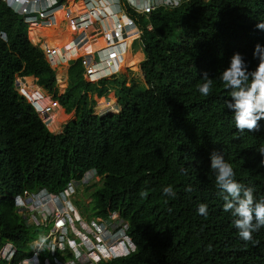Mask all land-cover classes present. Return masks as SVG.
<instances>
[{
    "label": "trees",
    "instance_id": "1",
    "mask_svg": "<svg viewBox=\"0 0 264 264\" xmlns=\"http://www.w3.org/2000/svg\"><path fill=\"white\" fill-rule=\"evenodd\" d=\"M83 4L84 0L72 2L71 14L58 13L51 20L54 26L44 22L57 30L63 17L73 35L68 49L67 40L55 42L61 32L47 33L44 23L29 30L0 0V32L7 38H0V255L10 243L16 249L10 264L26 261L33 255L31 242L45 239L50 230L27 224L16 211L13 196L43 189L59 194L72 180H81L95 169L102 185L93 194V218L108 221L120 215L129 225L134 246L128 256L99 264H264V227L253 233L255 245L239 237L235 218L224 211L226 194L216 185L210 159L213 152L224 155L237 182L252 187L257 200L264 198V156L257 152L264 145V120L259 121L258 131L238 132L232 110L226 108L230 90L220 80L234 53L244 55L250 71L257 67L253 51L257 44L264 46V29L256 27L264 22V0H182L147 16L126 8L128 19L140 32L137 42L144 53L135 73L140 86L127 83L126 73L115 74L109 83L102 79L105 91L107 84L114 87L122 110L118 113L114 101L105 106L102 96L97 112L117 114L99 116L93 115L88 101L95 85L79 79L83 87L78 95L69 85L64 94L55 96L67 112L83 105L79 118L63 132L70 118L47 113L45 102L35 100L43 117H51L47 127L34 105L19 93L16 81L24 84L21 92L31 97H42L28 85L37 77L40 87L56 92V71L46 56L60 66L72 50L95 49L100 37L109 46L107 34L117 27L115 20L105 19L107 32H103L102 9L90 12ZM85 16L91 33L86 35L88 43L78 49L75 41L84 28L72 23L85 21ZM120 27L119 46L138 34L124 22ZM119 56L115 72L125 68ZM126 59L123 62H129L134 72L135 58ZM86 60L95 62L93 55ZM205 71L213 79L209 96L198 90ZM73 78L78 76L73 73ZM61 86H66L65 81ZM168 185L173 186L175 198L164 195ZM142 191L146 197L140 195ZM201 203L208 206L206 217L198 214ZM51 257L46 248L42 258Z\"/></svg>",
    "mask_w": 264,
    "mask_h": 264
},
{
    "label": "built area",
    "instance_id": "2",
    "mask_svg": "<svg viewBox=\"0 0 264 264\" xmlns=\"http://www.w3.org/2000/svg\"><path fill=\"white\" fill-rule=\"evenodd\" d=\"M1 1L3 4L7 5V7L10 8L14 14L20 16L28 27H31L32 25H40L49 21L58 11H66L67 16H69L71 14L72 2L75 4V2L78 0ZM181 1L182 0H84L85 5L90 12L99 7L102 9V16L99 20V24L101 25L102 31L104 29V32H107V29L103 24L105 17H111L116 14H120L121 11L126 12V8L132 9L139 15L147 16L152 11L161 6L174 7L179 5ZM85 17H83V19ZM81 20H76V22L73 21L72 23L77 27V29L82 27L84 28V32L78 37L76 41V46L78 49H81L88 43L86 35L87 33H91L89 30L92 28V25L88 20L84 22H81ZM148 28L151 29V27ZM121 32L122 28L118 25L115 29L111 30L109 34H107L109 46L97 52L98 57L94 59L95 62L93 64H91L89 61H86V59H81L82 64L85 67L84 72L86 71L87 75H90L91 77H96L98 82L101 81L104 76L103 73L100 72V69H102V65L104 64L106 65V69L112 73V76L117 74L115 72L114 63L117 61V57L121 52L119 46V41L122 39ZM0 38L4 40L7 39L6 35L2 32H0ZM36 110L39 113V109L37 107ZM42 112L43 111H40V113ZM46 112L51 113V110L48 109ZM87 182H89V178H85L82 181L72 180L68 184L65 193H62L61 195H54L45 190L40 192H45L43 194L32 193L26 190L23 194L13 196L15 198V205L18 208V212L21 211L19 213L23 215L21 216L27 224L34 227L44 226L45 228L50 229L45 239H37L31 242V245L33 246V255L31 258L20 262L19 264H83L81 259L78 256L75 259L74 252L69 250L70 247H75L77 245L79 247L80 243L78 239L73 238L76 236L71 229L73 220L69 211L70 200L68 199L80 185L86 184ZM36 195L39 196L36 198ZM17 201H19V203H17ZM37 201L38 204L36 205ZM55 201L61 202V205L56 204ZM99 221L100 220L95 219L89 221L88 219L86 220L84 217H80L79 215V220L77 221V224L75 223V225L79 226L84 224V226L81 227V231L84 229L86 234L87 232H92L93 226H95ZM100 227L103 229L101 232H107L108 228L106 223H101ZM69 230H71L73 233L72 236L74 235L73 237L71 236L72 238L69 236ZM125 230L122 231L124 239H126ZM77 233H80V231L77 230ZM52 239L56 240L55 242L57 243L50 246L49 241ZM109 246L112 247V245ZM46 248L52 257L47 258L44 260L46 262H43L42 254L45 253ZM58 250L61 251V258L56 257ZM15 253L16 249L13 247V245L10 243L6 244L5 248L1 252L0 262L1 260H6V264H10ZM70 255H73L74 258H70ZM53 257L55 258L52 259ZM99 259H101V257H99ZM98 261H95V263Z\"/></svg>",
    "mask_w": 264,
    "mask_h": 264
},
{
    "label": "clouds",
    "instance_id": "3",
    "mask_svg": "<svg viewBox=\"0 0 264 264\" xmlns=\"http://www.w3.org/2000/svg\"><path fill=\"white\" fill-rule=\"evenodd\" d=\"M256 27L264 29V22L258 23ZM253 57L259 61L255 70L250 71L249 62L246 61L243 54L237 52L231 57L229 66L220 73V80L226 89L230 90L231 99L226 100V108L232 110L235 127L240 133L246 130L247 132L258 131L260 129L259 121L264 120V46L257 44L253 51ZM203 80L204 83L199 85L198 90L201 95L209 96L212 92L213 79L209 77L207 71L203 73ZM257 152L264 156V145H261L257 149ZM210 159L211 170L216 174V185L222 193L226 194L224 195V211L231 212L235 218L233 223L236 229H238L239 237L245 242H252L254 245L257 244L258 242L253 240V233L258 232L264 227V198L257 200L252 187L237 182L235 179L236 172L232 164L226 161L224 155L219 152H213ZM261 164L264 165V161H261ZM181 171L187 174L186 169H182ZM85 178H89V182L82 185L89 187L100 176H98L95 169H91L84 174L81 180L77 181H82ZM66 189L59 194L51 193L47 189L35 193H40L45 190L54 195H61L65 193ZM163 193L170 198H175L177 195L172 185L164 187ZM73 194L68 199L70 200V207H72ZM140 195L146 197L147 192L142 191ZM55 202L61 205V202ZM197 211L199 215L206 217L208 215L207 204H199ZM101 223L107 224V232H101L103 230L100 227ZM128 226V223L120 215L116 214L108 221H99L93 226L92 232H87L83 237L87 235V237L95 239L98 236H103L104 241L102 242V246L105 244L108 247L112 245L111 248L116 249V252L113 253L114 256L109 259L111 261L115 258L126 257L133 251L134 246L128 236ZM123 230H125L126 239L123 238ZM58 251L60 252L58 258H61V251ZM90 251L96 253L97 250L92 248ZM84 253L83 251L80 252V259ZM76 257L75 255V259ZM42 259L43 262H46L44 261L46 259ZM101 260L107 261L101 258L95 263L92 259L88 262L81 259L83 264H99Z\"/></svg>",
    "mask_w": 264,
    "mask_h": 264
},
{
    "label": "rangeland",
    "instance_id": "4",
    "mask_svg": "<svg viewBox=\"0 0 264 264\" xmlns=\"http://www.w3.org/2000/svg\"><path fill=\"white\" fill-rule=\"evenodd\" d=\"M84 4H85V2H84ZM126 17H127V11L126 12L121 11L120 14H116L114 16H111V18L113 20H115L114 23L116 24V26H118V25L121 26L122 22H124V23L128 24L129 26L136 28L130 21H127ZM108 18H110V17L107 16V18H105V19H108ZM83 20L86 21L88 19L85 17ZM120 20H121V22H120ZM64 22L65 21L63 20V17H61L62 25H60V28L57 26L56 27L57 30L56 29L52 30L51 28H49L50 24L46 27L45 26L46 23L43 24L42 28L44 29L46 27L47 33H51L53 31L61 32L62 33L61 37L58 38V40L56 39L55 42L59 43V42H62L63 40L64 41L67 40L66 42H68V43L66 44V46L68 47V49H70V46H71L70 41H72V39H73V35H71L72 29L68 26V24L66 22L64 24ZM51 24H53V26H54L55 21H51ZM42 28H40V29H42ZM29 30H30V27H29ZM103 32H104V29H103ZM138 35H140L139 30H138V34L135 37L127 40L126 42H123V45L120 46L121 52L119 54L120 55L119 60L125 68L121 69L119 72H116V73H126V75H125L126 82L131 84L132 86H134V85L140 86V83H138L135 80V79H137V76H135V73L137 74V72L139 71L138 64L140 62H142L144 59L143 49H142V47H139V44L137 42V40L139 38ZM28 36H29V31H28ZM76 41H77V39H76ZM76 41H75V45H76ZM97 42H99V43L97 44L96 48L95 49L91 48L87 52H81L80 51L77 53V52H73V50H72L70 55H68L66 57V62L60 66H56V65L52 64L51 60L46 56L47 61L50 63L52 68L56 71V79H57L56 92L48 93V91H46L43 87H40L37 84V82H38V77H37V80H36V82H34V84L29 80L28 85H29L30 89L33 88V89H35V91H38V93L36 95H39L42 97L35 98L33 95V97H34L33 98L30 95H28L27 93L25 94L24 92H21L22 91L21 85H24V84L20 83V85H19L18 80L16 81L17 89L19 88V90H20V91L18 90L19 93L24 97V99L26 100V102H28V104H32V105H34L35 108L37 107L39 109V113L38 112L37 113H38L39 117L42 118V120L47 124V127H48V124L50 122L51 117L50 116L48 118L43 117V114L40 113V111H43V109L40 108L39 105L35 104V100L44 101L45 106L47 107V110L50 109L52 115H55L54 112H56L57 113L56 116L59 119H60V117H62V115H67L68 118H70L68 120V122L64 125V129H63V132H64V130L68 124L76 121L77 117L79 118L78 109L80 110L83 105L80 104L78 106H75L72 108V110L70 112H67L66 108L60 104L59 100L56 99L55 96L56 95L60 96V95L64 94L68 90L69 85L75 86L74 91L78 95L80 89L83 87V82L79 81V79H82V78L84 80H86L87 82L95 85L93 91L89 94V97H88L90 108L93 110V115L106 116L108 114H117V112L116 113L115 112L105 113V114H100L99 112H97V108L99 107L97 101H98V98H100L102 96H104L106 98L105 106H108L107 102H110V101L113 102L114 101L115 104H117L119 106L120 110L118 113L121 112V106L119 104V96H118V94H116L114 87H110V85L107 84V90L105 91L106 87H103V84H101L102 80L98 82V79L96 77H91L90 75H87L86 71L84 72L85 67L83 65H81V63H80L81 60H78V58H80V57H83L82 60L83 59L85 60L88 56H91V55L94 56V59L96 57H98L97 52L101 49L106 48V45L102 44V42H104L103 37L98 38ZM121 44L122 43H120L119 45H121ZM128 44L130 46L127 49V48H125V45H128ZM34 46L40 49V47L38 45L34 44ZM40 50H42V49H40ZM68 57H69V59H68ZM124 57L127 59L128 58H130V59L135 58V60L133 59L134 61H136V64L133 63V66L135 64L134 72H132V69L129 67L130 66L129 62H127V61L123 62ZM86 61H88V60H86ZM102 66H103L102 69H100V72L103 73V75H104L102 79L105 80L106 83H109L112 80H114V75L113 76L112 75L106 76L108 74L107 73L108 70L105 67L106 65L104 64ZM67 72L69 73V77L67 75ZM73 73L78 76L77 80H75L73 78ZM67 78H68V81H67ZM133 80L136 82V84L134 83ZM62 81H65L66 86H63V87L61 86ZM61 127H62V124L60 125L59 128H57V130H60ZM52 129L56 130L54 128H52ZM56 135H58V134H56ZM92 184L93 185L97 184V185H95L93 187ZM92 184H91L92 188L91 187L88 188V187H85L84 185H80L79 189H77L72 196V207L69 206L70 207L69 211H70V215H71L72 220H73L71 229L74 232V235L76 237H73L74 235L72 236L73 233L71 232V230H69V236L70 237L72 236L73 238H76V239L80 240L81 242L79 244L80 247H78V245H77L75 247H70L69 250H72V252H74V254L78 257L80 256L81 251L85 252L81 258L85 262H88L90 259H92L94 262L98 261L99 257L104 258L105 260L109 261V259H111V257L114 256L113 253L116 252V249L111 248L110 246L107 247L106 244L104 246H102V242L104 241L103 236H98V238H95V239H93L91 237H87V235L85 237H83V235L85 234V231H84V229H82V231H81V227H83L84 224H81L79 226L75 225V223L77 224V221L79 220V215H80V217L82 216L86 220L88 219L89 221L94 219L92 216V212L90 211V207H92V205H93V194L97 190V187H100L102 185L101 177L98 178ZM43 193H45V192H43ZM43 193H40V194H43ZM38 196L39 195H36V198ZM37 204H38V201L36 202V205ZM86 209H88L89 211H86ZM16 211L18 212L17 207H16ZM19 212H21V211H19ZM20 215H22V214H20ZM32 228H34V227H32ZM34 230H35V228H34ZM77 230L80 231V233H77ZM55 241L56 240H54V239L50 240L49 241L50 246L53 244L55 245L57 243ZM92 248H95L97 250L96 253H93L90 251Z\"/></svg>",
    "mask_w": 264,
    "mask_h": 264
},
{
    "label": "bare ground",
    "instance_id": "5",
    "mask_svg": "<svg viewBox=\"0 0 264 264\" xmlns=\"http://www.w3.org/2000/svg\"><path fill=\"white\" fill-rule=\"evenodd\" d=\"M60 12H62V11H58L54 16H53V18L52 19H54L55 17H56V15L58 14V13H60ZM52 19H50L49 21H51ZM49 21H47V22H49ZM39 25H32L30 28H35V27H38Z\"/></svg>",
    "mask_w": 264,
    "mask_h": 264
},
{
    "label": "crops",
    "instance_id": "6",
    "mask_svg": "<svg viewBox=\"0 0 264 264\" xmlns=\"http://www.w3.org/2000/svg\"><path fill=\"white\" fill-rule=\"evenodd\" d=\"M7 6V5H6ZM8 8V7H7ZM8 9H10V8H8ZM11 10V9H10ZM127 19V18H126ZM128 21H130L133 25H134V23L131 21V20H129L128 19ZM135 26V25H134ZM136 27V26H135ZM136 29V31L138 32V29L137 28H135ZM138 37H139V35H138ZM67 75H68V77H69V73L67 72ZM67 81H68V78H67Z\"/></svg>",
    "mask_w": 264,
    "mask_h": 264
},
{
    "label": "water",
    "instance_id": "7",
    "mask_svg": "<svg viewBox=\"0 0 264 264\" xmlns=\"http://www.w3.org/2000/svg\"><path fill=\"white\" fill-rule=\"evenodd\" d=\"M121 110H122V108H121ZM56 135V134H55Z\"/></svg>",
    "mask_w": 264,
    "mask_h": 264
}]
</instances>
